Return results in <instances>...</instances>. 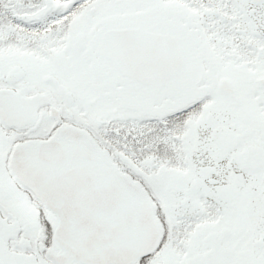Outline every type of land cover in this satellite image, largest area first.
Returning a JSON list of instances; mask_svg holds the SVG:
<instances>
[{
  "label": "snow or ice",
  "instance_id": "6c2138e0",
  "mask_svg": "<svg viewBox=\"0 0 264 264\" xmlns=\"http://www.w3.org/2000/svg\"><path fill=\"white\" fill-rule=\"evenodd\" d=\"M0 264H264V0H0Z\"/></svg>",
  "mask_w": 264,
  "mask_h": 264
}]
</instances>
